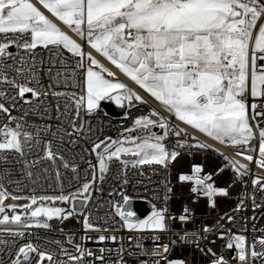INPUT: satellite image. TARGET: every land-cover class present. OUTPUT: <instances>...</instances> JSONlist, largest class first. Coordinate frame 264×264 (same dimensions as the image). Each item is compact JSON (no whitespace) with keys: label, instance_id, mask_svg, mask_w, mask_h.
<instances>
[{"label":"snow or ice","instance_id":"snow-or-ice-1","mask_svg":"<svg viewBox=\"0 0 264 264\" xmlns=\"http://www.w3.org/2000/svg\"><path fill=\"white\" fill-rule=\"evenodd\" d=\"M37 4L72 32L85 38L92 49L101 53L141 89L150 93L178 120L222 144L243 146L253 139L255 127L250 121L256 120L257 117L264 119V110H258L264 109V104L248 103L249 82L251 97L264 99V22H261L264 21V0H37L36 3L31 0H0V112L7 114L9 121L15 123L14 128L8 125L0 127V162L4 164L9 162L4 154L6 151L16 152L21 157L18 163L22 162L24 166L23 174L32 180L34 175L32 169L38 168L43 161H49L55 170V179L60 185L59 195L33 194L29 197L12 195L3 183L4 178L9 175V170L3 169L0 173V234L23 238L26 235L30 236L31 233L6 226L16 224L23 228L34 226L48 229L50 228L48 221L52 218L66 220L76 215V206L83 208L90 203L95 181L103 180L104 174L110 171V162L113 160L124 165L131 164L133 168L152 164L166 166L179 155L176 151H167L162 141L172 129L169 128L166 118L159 117L153 110L149 116L135 119L133 127L126 128L121 138L105 137L93 143L90 151L96 155L97 164L88 162L85 180L82 184L79 183L77 166L65 159L60 148L64 147L65 137L68 138L67 142L70 145L78 143V139L73 137H79L84 130L81 111L86 109L88 113H92L98 107V102L104 99H113L117 103L124 99L142 102V97L123 82L105 78L102 72H106L108 77H113L114 73L100 65L90 53L85 54L81 44L66 34ZM38 45L45 49L55 48L57 55L60 54L59 49L62 46L73 55L79 56L81 59L77 62L76 68L85 67L84 58L87 55L90 64L86 68L83 88L79 94L55 90L49 93L44 90L39 79V69L36 67L35 50ZM13 46L18 51L22 50L23 54L14 55L10 51ZM54 62L55 56L49 63L51 65ZM58 63L63 66L65 61L61 57ZM93 65H98L102 71L94 70ZM66 71L67 69L57 71L52 75V68L49 66L46 74L56 85L64 83L67 87L71 81L73 88L81 87L76 80L75 70L71 76H66ZM33 84L35 86H30ZM49 87L52 88L51 83ZM117 92L120 94L113 95ZM27 94H30V97ZM49 94L57 99L64 97L66 100L63 112L59 103L57 104V119L63 117V120L56 131L47 124L29 125L28 127H35L33 135L32 132L25 130L23 117H13L11 109L6 107V104L14 107L17 100L31 104ZM38 108L39 105L32 109L33 114H36ZM69 112L74 113L70 120ZM27 114L25 111V115ZM47 114L48 109L45 108L42 115ZM150 117H159V121ZM65 121L69 123L71 130L63 127ZM156 124L165 130L163 135H156L150 131L149 125ZM138 129L148 131L144 137L131 135ZM184 131L176 127L174 134L180 136ZM41 132L45 135L50 133L54 138L59 137V142L54 146L53 140L43 141V155L29 161L25 158V149L31 152L33 147H40ZM258 135L260 159L256 160V163L258 167L264 168V128H260ZM153 140L155 142H151ZM125 143L131 147H125ZM199 146L211 147L203 143ZM128 153H132L136 158L122 159V154ZM237 155L243 153L238 152ZM224 158L228 161L226 166L236 170L238 179L247 174V165L239 164L227 156ZM245 158L253 160L252 155ZM57 160L61 162L63 168L70 169L75 174L74 179L78 183L75 191L64 193L62 174L56 165ZM223 170L221 168L219 172ZM42 171L48 173L49 170L44 168ZM89 171L92 173L91 180L87 179ZM201 172L200 166L193 165L190 175L180 174L178 178L181 182L191 181L193 184L191 192L198 197H206L208 206L214 208L216 206L214 198L227 196L228 189L215 186L212 177L203 176ZM40 179V172L37 171L32 182L36 183ZM16 183L19 185L20 182ZM252 185L264 191V177L257 176L252 180ZM171 191V188L167 189V193ZM167 193L164 196L165 204L169 199ZM7 198L28 199L30 203L19 206L24 212L16 214L18 206L5 205L4 200ZM123 200L126 206L129 197L125 195ZM45 201H62L72 206L68 209L45 207L43 206ZM38 202L41 206L32 210V206ZM113 207L118 210L123 226L129 230L167 229V207L158 209L153 205L151 214L144 219H137L132 211H120L119 204H114ZM243 207L245 204L241 200L234 211L238 212ZM262 207L264 204H257L253 195V208ZM6 209L12 210L13 214L9 216ZM22 215L25 218L28 216L36 218L35 224H26ZM255 218L253 216V219ZM179 219L182 222L191 219V209L185 206ZM221 219L232 222L235 217L225 214ZM83 228L85 231L102 230L92 222L90 214L83 216ZM212 230L208 225L203 229L205 233ZM226 233V247L237 251L239 264H249V256L253 260L264 257V236L258 240L260 251H256L254 245L249 251L244 235L233 234L230 229L225 230L221 225L220 239H225ZM188 235L186 233L181 240L189 242ZM68 239L69 243H72V237L69 236ZM108 239L115 241L117 237L105 235L98 237L99 241ZM129 240H132V237H129ZM153 240H158V237L154 236ZM135 246L140 249V256L158 257L142 259L139 264H161V260L167 259L165 254L169 251L168 245L163 246V252L159 246L148 251L138 240ZM74 247L77 253L75 255L61 248L67 259L60 261L59 264H86L85 258L93 255L78 244ZM100 251L103 253L104 249ZM123 252V247L117 250L115 261L106 262L103 255L95 257V260L99 261V264H126ZM208 252L215 255L210 248ZM129 255L136 253L129 252ZM5 256L8 257L7 260ZM33 257L36 258L35 264L54 262L52 253L42 251L40 245L34 244L31 240L16 247L15 240L8 242L0 239V264H33ZM167 264H185V261L168 260ZM212 264L226 262L221 256L214 259Z\"/></svg>","mask_w":264,"mask_h":264},{"label":"built area","instance_id":"built-area-1","mask_svg":"<svg viewBox=\"0 0 264 264\" xmlns=\"http://www.w3.org/2000/svg\"><path fill=\"white\" fill-rule=\"evenodd\" d=\"M71 37L73 38V36ZM10 51L17 56L23 54L22 50L18 51L14 46L13 49L10 48ZM35 52L40 83L43 85L45 91L49 93L53 90L57 92L80 93L85 79V67L88 66L86 55L84 58L85 67L76 68L77 62L81 58L68 52L62 46L59 49V55L56 54L57 50L55 48L45 49L39 45ZM83 52L86 54L85 51ZM54 56L56 62L50 65L49 62ZM61 57L65 61L63 66L58 63ZM6 62L11 63V61ZM41 62L43 63L41 64ZM29 63H31V60H29ZM49 66L52 68V75H55L57 71L67 69L65 75L71 76L72 71L75 70L76 80L80 83L81 87L73 88L71 81L68 82L67 87H65L64 83L56 85L50 81L49 76L46 74ZM12 74L14 75V73ZM50 83L52 84V88L49 87ZM146 93L151 97L150 93L147 91ZM27 95L30 97V94ZM65 102L64 97L57 99L49 94L47 97L36 99L31 104H25L23 100H17L14 107L9 104H6V107L11 109L13 117H23L22 122L25 124V130L35 135V127H28L29 125L40 126L47 124L52 126L53 131H56L57 126L63 120V117L57 119V104L59 103L60 110L63 112ZM253 102L258 105L264 104V99L251 97L249 82L248 103L250 105ZM69 103L71 102L69 101ZM37 105H39V108L36 114H33L32 109L37 108ZM45 108L48 109V114L42 115ZM151 109L156 110L152 104L146 101V105L127 103L125 112L122 115H112L103 107L96 108L92 113H88L86 109L81 111L80 115L84 123V130L79 137H73V139H78V143L70 145L67 142L68 138L65 137L64 147L60 148L65 159L69 160L70 163H75L77 166L80 184L85 180V170L89 168L88 162L91 161L93 165L97 164L96 155L90 151L93 143L103 140L105 137L113 139L121 138V134L126 128L133 127L135 119L141 116H149ZM25 111L28 112L27 115H25ZM73 114V112H69V120ZM250 123L255 127L253 138H256L260 128H264V119L257 117L256 120H251ZM4 125L15 127V123L9 121L8 115L0 112V127ZM63 127L71 130L67 121L63 123ZM155 128L159 129L160 127L158 124L149 125L150 131L158 135V129ZM147 131V129H138L131 133V135L144 137ZM164 131L163 129V133ZM40 136L42 143L39 148L33 147L31 152H28L27 148L25 149V158L29 161L43 155V141L53 140L54 146L59 142V137L54 138L50 133L45 135L41 132ZM165 138L167 151H176L179 154L175 161L170 160L166 166L152 164L133 168L131 164L124 165L119 161L113 160L110 162V171L104 174L103 180L97 179L95 181V188L92 190L90 203L83 208L76 209V215L66 220L54 217L48 221L50 224V228L48 229L34 226L23 228L16 224L7 225L6 227H10L13 230H22L26 233H31V235L21 238L0 234V239L8 242L15 240L16 247L31 240L34 244L40 245L42 251L52 253L54 256L53 264H59L60 261L67 259L62 254L61 248L66 249L71 254H77L74 247L76 244L80 245L86 252H92L93 255L91 257L85 258L86 264H99V261L95 260V257L100 255L105 257L106 262L115 261L117 259V250L121 247L124 249L123 259L126 264H139L140 260H148V257L139 255L140 249L135 246L137 240L148 251L157 246H159L160 251H163V246L168 245L169 251L165 254L167 259L161 260V264H167L168 260H184L185 264H212L214 259L221 256L224 258L226 264H239L237 251L226 247L227 233L225 239H220V226L223 225L225 230L230 229L233 234L244 235L246 237V247H248L249 251L253 245L256 251H260L258 240L264 236V207L253 208V195L257 204H264V191H260L252 185L254 178H257V176L264 177V168L258 167L256 163V160L260 159L258 150L256 149V158L249 161L244 155H237L238 152L242 153V151L236 150L226 143L224 145L228 146L232 152H226L215 147L214 150L201 151L194 149L192 145L181 140L177 142L178 139L170 136V134ZM85 149L89 151H85ZM4 154L8 157L9 162L7 164L0 162V173L5 168L9 170V175L3 180L4 186L9 193L20 197H29L33 194L37 196L60 194V185H58L55 179V170L51 162L43 161L38 168L32 169L34 173L32 180H35V173L37 171L40 172L41 176L40 180L33 183L32 180L23 174V163H18L21 160L19 154L14 151H6ZM225 156L247 165V174L242 175L238 179L237 174H222V172H219V169L228 164V161L224 158ZM122 159L128 160L123 154ZM191 159H200L201 175L211 176L215 186L228 189L227 196L214 198L216 201L214 208L208 206L206 197H198L191 192V187L193 186L191 181L181 182L178 178L180 174H191ZM56 165L62 174L64 193L68 194L75 191L78 186L77 180L74 179L75 174L70 169L63 168L59 160L56 161ZM44 168H48V173L42 171ZM218 172L219 174L217 175ZM97 175H99L98 167ZM87 179H92L90 171L88 172ZM9 181L12 182L9 183ZM16 181L20 182L19 185H17ZM70 184L71 187H69ZM168 188L172 189L170 193H167ZM33 189H35L34 193ZM166 193L169 199L165 204L164 196ZM125 195L129 197V200H142L150 204L151 211L141 219L151 214L153 205L158 209L167 207V229L164 231H137L124 227L123 220L113 205L119 204L121 206L119 210L122 211L124 205L123 196ZM7 199L14 201L11 198ZM19 200L29 201L28 199ZM241 200L244 201L245 207L238 212L234 211L236 205ZM48 203L65 209L72 206L62 201ZM4 204H7L5 200ZM185 206L191 209V219L187 222H182L179 217L183 213ZM86 214L91 215L92 222L102 229L101 231H85L83 228V216ZM225 214L234 216V221L222 220L221 217ZM253 216L256 218L253 219ZM22 218L29 220L30 216L25 218L22 215ZM41 219L47 218L41 217ZM30 224L34 225L35 223ZM205 225H208L213 230L205 233L203 231ZM186 233L189 234L187 237L189 242L181 240V237ZM191 234L196 235L193 236ZM100 235L108 237L116 236L117 239L115 241L111 239L99 241L98 237ZM69 236L72 237V243H69ZM154 236L158 237V240L154 241ZM129 237H132V240H129ZM209 248L212 249L215 255L208 252ZM100 249H104V252L101 253ZM129 252H134L136 255H129ZM5 259L7 260L8 257L5 256ZM35 259L33 257V264H35ZM249 264H264V257L253 260L249 256Z\"/></svg>","mask_w":264,"mask_h":264},{"label":"bare ground","instance_id":"bare-ground-1","mask_svg":"<svg viewBox=\"0 0 264 264\" xmlns=\"http://www.w3.org/2000/svg\"><path fill=\"white\" fill-rule=\"evenodd\" d=\"M31 2L36 3L37 0H31ZM37 6L40 7V9L42 11H44L45 14L49 16L50 19H52L55 23H57L59 27H61L65 32H67V34L70 33L71 36H73V39L81 44L83 51L90 53L92 55V57H94L99 63L103 64L105 67L109 68L110 70H112L116 74H118V76L120 77L121 80H123L126 84H128L130 86V88L133 89V91L135 93L140 95L145 101L152 104L156 108V110H158L163 116L171 119L177 125H179L183 129L189 131L190 133L198 136L199 138L203 139L205 142L213 145V147L218 148V149L223 150V151H226V152H232V150L228 146L220 143L219 141L214 140L213 138L207 136L205 133H202L199 130L194 129L190 125H187L184 122L178 120V118L174 114L166 111L165 107L160 102L156 101V99L153 96L150 97L144 89H141L134 81H132L129 77H127L124 73H122L119 69H117L115 67V65H113L106 57H104L101 53H98L94 49H92L84 38H82V37L78 36L76 33L72 32L70 28L63 25L62 22L58 21L55 17H53L50 13H48L47 10L43 9L41 5L37 4ZM70 34H69V36H70ZM86 68L87 67H85V72H86ZM252 156H253V158H256V151L252 153ZM239 164L245 165L243 162H239ZM193 165L200 166V159H191V166L193 167ZM226 165H228V164H225V166L222 167L224 169L222 171V174H236V171L233 170V167L226 166ZM161 252H163V251H161ZM157 258L158 257H156V258L148 257V260L149 259H157Z\"/></svg>","mask_w":264,"mask_h":264},{"label":"rangeland","instance_id":"rangeland-1","mask_svg":"<svg viewBox=\"0 0 264 264\" xmlns=\"http://www.w3.org/2000/svg\"><path fill=\"white\" fill-rule=\"evenodd\" d=\"M264 22V21H263ZM73 39V38H72ZM86 54H88L86 52ZM87 56V55H86ZM88 61V65L90 64V61L87 59ZM100 64V63H99ZM102 65V64H100ZM94 70L96 71H102L101 68L98 66V65H93L92 66ZM102 74L105 76V78H108V79H112V77H108V75H106V72H102ZM115 78V77H113ZM119 82H123V81H119ZM124 83V82H123ZM125 85H127L126 83H124ZM128 88H130L128 85H127ZM131 89V88H130ZM127 103L129 104H139V105H146V101L142 98V102L141 101H135V99H133L132 101H129L127 100ZM153 110L159 114V117H164L166 118L165 116H163L160 112H158L157 110L155 109H151V112H153ZM159 117H150V118H155L159 121ZM168 124H169V128L172 129V132L170 133V136H173L175 137L177 140V142H179L180 140L187 143V144H190L192 145V147L194 149H197V150H214V147L211 146L210 144L206 143L203 139L199 138L198 136L190 133L189 131L185 130L183 133H181L180 136H177L174 134V130L176 127H179L181 129H183L182 127H180L179 125H177L174 121H172L171 119L169 118H166ZM162 133H163V129H162ZM160 135H163V134H160ZM151 142H155L154 140L151 141ZM165 146H167V142H166V138L162 141ZM203 143V144H207V145H210L211 147L209 148H201L199 145ZM227 144V143H226ZM125 147H131L130 144L128 143H125L124 144ZM236 150H239V151H242L243 155L246 157L247 155H252L253 152L256 151V149L258 150L259 152V135L256 137V138H253L252 140L249 141V143L247 145H243V146H230ZM167 149V148H166ZM255 150V151H254ZM124 157H127L128 160H132V159H135L136 157H134L132 155V153H128V154H123ZM260 155V153H259ZM234 171H236L234 168H233ZM5 202L7 204L5 205H11V204H15L17 205L18 207L16 208V214H22L24 212V210L22 208H20L19 206L21 205H26V204H29L30 201H25V200H14V201H9L8 199H5ZM41 204L40 202H38L36 205H33L32 206V210H34L36 207H40ZM43 206L45 207H57L56 205L54 204H49L48 201H45L43 202ZM6 212L9 216H11L13 214L12 210L10 209H6ZM23 219V218H22ZM24 222L26 224H30V223H35L36 222V218H29V220H24Z\"/></svg>","mask_w":264,"mask_h":264},{"label":"water","instance_id":"water-1","mask_svg":"<svg viewBox=\"0 0 264 264\" xmlns=\"http://www.w3.org/2000/svg\"><path fill=\"white\" fill-rule=\"evenodd\" d=\"M13 49V47H11ZM120 93H114L113 95H119ZM127 106V99L121 100L120 103H117L113 99H104L98 102V107H103L108 113L112 115H122L125 112ZM158 129V128H155ZM158 135L162 134V129L159 128ZM81 206L77 205L76 209H79ZM122 211H132L135 213L137 219H141L146 214L151 211V206L147 201L142 200H129L128 204L123 205Z\"/></svg>","mask_w":264,"mask_h":264},{"label":"crops","instance_id":"crops-1","mask_svg":"<svg viewBox=\"0 0 264 264\" xmlns=\"http://www.w3.org/2000/svg\"><path fill=\"white\" fill-rule=\"evenodd\" d=\"M261 22H263V21H261ZM62 29V28H61ZM63 30V29H62ZM64 31V30H63ZM66 34H67V32H66ZM69 35V34H68ZM71 37V36H70ZM87 41V40H86ZM101 64V63H100ZM103 65V64H102ZM104 66V65H103ZM105 67V66H104ZM107 68V67H106ZM109 71H111V72H113L114 73V76L113 77H115V78H113L112 77V80H114V81H123V80H121L120 79V77L118 76V74H116L114 71H112V70H110L109 68H107ZM106 75H107V73H106ZM127 76V75H126ZM128 77V76H127ZM124 82V81H123ZM125 83V82H124ZM128 85V84H127ZM129 86V85H128ZM130 87V86H129ZM133 90V89H132Z\"/></svg>","mask_w":264,"mask_h":264}]
</instances>
